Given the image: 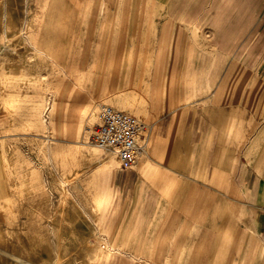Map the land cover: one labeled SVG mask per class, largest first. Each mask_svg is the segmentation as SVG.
Masks as SVG:
<instances>
[{
	"label": "rangeland",
	"instance_id": "rangeland-1",
	"mask_svg": "<svg viewBox=\"0 0 264 264\" xmlns=\"http://www.w3.org/2000/svg\"><path fill=\"white\" fill-rule=\"evenodd\" d=\"M9 4L17 12L19 33L31 45L24 59L30 62L38 76H26L31 85L22 97V114L0 111V151L4 153L7 146L14 149L12 163L32 170L33 178L39 183V191L44 194L37 200L44 199L46 204L39 207V203H35L34 207L26 210L21 203H15L19 189L7 182L8 174L2 170L7 168L4 164L9 160L0 158V205L2 202L7 204L0 207L3 217L0 218V229L8 237L7 244L0 247V264L14 260L13 256L3 253L10 247L25 260V237L23 242L19 240L25 232L32 233L38 229L46 233L50 243L54 242V225L44 220L32 222L38 209L47 215L60 199V182L57 180L63 179V175L56 168L51 151L60 157L74 146L78 155L82 152L90 155V151L81 149L96 144L92 135L100 108L103 105L114 107L119 99L142 107L140 116L127 108H120L145 124L141 144L146 141L144 135L148 138L158 123L166 126L173 111H182L184 117L191 113L203 120V117L211 116L215 109H220L224 125L232 116L238 126L235 129L237 135L223 134L221 142L238 147H171L168 154L165 148L157 154L153 147H145L149 153L143 156L141 153L138 162L130 169H122L119 160L108 151L113 158L110 172L95 178L94 169L90 168L73 186H67L71 198L78 202L84 186L97 190L95 197L98 200L107 199L97 221L88 225L89 239L96 246L107 243L114 249L111 242L123 243L129 249L143 253L140 261L132 260L126 247L125 259L129 264H208L213 258L210 252L217 249L216 240L219 238L222 253L227 256L225 264L239 263L248 250L256 252L257 257L260 241L258 223L254 216L247 213L245 197L227 198V195L221 194L223 209L231 212L230 216L222 219L221 231L216 229L220 225L218 221L214 225L208 215L200 221L202 216L196 217V213L203 208L204 199L220 195L211 182L223 153L237 158L239 170L236 178L234 176L237 180L235 185L244 192V196L247 195L244 190L248 174L247 158L250 163L260 159L262 147H250L247 157L245 144L253 140L256 143L258 139L261 142L264 138L260 137L264 133V108L261 103L264 98L263 73L256 77L255 73L239 71L237 82L230 85L233 76L223 72L221 86L215 87L213 82L198 80L206 74L213 75V72H196L193 77V73L173 70L177 63L173 51L178 43L188 48V44L200 41L201 37L197 34L189 40H177L181 34L165 19L166 0H11ZM4 46L5 49L0 44V59L9 49L7 44ZM178 59V64H182L189 59L191 62L199 61L200 57L186 55L178 56ZM218 63L226 61L222 58ZM168 76L170 81L176 80L175 100L170 103L160 96L150 98V95L155 97L159 94ZM189 83L197 84V87L191 88L195 93H189L190 89L186 86ZM231 86H235L232 96L236 97V102L222 98L218 103L215 100L217 93L221 91L223 96ZM180 101L186 105L179 106ZM53 104L50 123L45 125L39 121V126H28V131H24L26 123L30 124L32 119L31 122L37 123L45 108ZM25 110L33 114L31 112L29 116ZM144 113L148 117H144ZM252 118L255 128L253 137L246 135V124H251ZM224 125L223 133L226 131ZM211 138L206 136V142H210ZM75 159L72 162L68 158V166L76 165ZM143 161L150 165L151 173L157 175L154 181L150 175L141 173L140 163ZM171 162H175L174 166H170ZM167 179V186L170 187L168 194L159 188L160 182ZM225 191L229 194L228 189L222 192ZM7 218L10 221H6ZM173 227L180 235V244L185 245L180 256H176L172 246L163 245ZM103 257L107 264H120L121 261L120 252L115 250L105 249ZM246 264L259 263L250 259Z\"/></svg>",
	"mask_w": 264,
	"mask_h": 264
},
{
	"label": "crops",
	"instance_id": "crops-1",
	"mask_svg": "<svg viewBox=\"0 0 264 264\" xmlns=\"http://www.w3.org/2000/svg\"><path fill=\"white\" fill-rule=\"evenodd\" d=\"M165 19L173 26V29L177 33L181 34V36L177 37V40L178 38L180 41L181 39L189 40L197 34L201 37L200 41L197 40L199 45L197 42H190L191 44H188V48L181 42L178 43L176 50L173 51V55L177 56L175 59L177 63L173 70L193 73V77L196 72H213V75L206 74L198 80L205 79L206 82H213L215 87L221 86V73L223 72L233 76V79H230L233 80L230 81V85L237 82L239 71L255 73L256 77L259 73H263L262 80L264 82V0H166ZM186 55H196L200 59L193 62L189 59L186 63L178 64V56L183 57ZM222 58L226 63H218ZM179 65L181 68H179ZM169 78L170 76L165 79L159 94H156L155 97L150 95V98L160 96L163 100L170 103L173 102L172 99L175 100L174 83L176 80L170 81ZM186 86L190 89L189 93H195V90L191 88L197 87V84L192 85L189 83ZM234 87L231 86L223 96L220 94L221 91L219 94L217 93L215 100L221 103V99L223 98L224 100H230L229 102L231 103H235L236 97L232 96L235 93ZM181 101L179 106L186 105L185 102ZM261 103L264 108V98H262ZM182 113L179 110L173 111L166 126L163 123H158V127L149 133L148 138L144 135L147 144L146 141L143 144L142 156L148 152L145 147H153V151L157 154L163 148H165L164 150L168 154L171 147H238L236 144L226 143L223 145L221 142L223 134H238V132H235V129L238 127L236 119L232 116L228 117L229 122L224 125L220 109H215L211 115L212 117L205 116L203 120L193 116L191 113V115L188 114V117H184ZM144 117H148V114L144 113ZM223 125L226 133H223ZM143 126L145 128V124ZM262 128H264V124ZM246 131V135L254 136L253 118L251 124L249 122L246 124ZM194 136H197V138L194 139ZM206 136L213 138H211L210 142H206ZM260 137H264V133ZM253 141L252 143L247 142L245 144L247 157L250 147H262V149L260 151V159L257 161L250 163L247 158L246 167L248 174L245 178L244 189L247 191V195L244 196V192L241 189L238 190V187L235 185L237 180L234 179V176L236 178L238 174L237 169L239 170L237 158L235 159L223 153L219 167L214 172L211 182L214 185V190L219 192L218 194L220 195L208 196V198L204 199L203 208L201 207L196 213V217L202 216L200 217V221L205 218V215H208L207 217H209L210 221H213L214 225L218 221L220 225L216 229L221 231L222 219L231 215L230 211L227 212L226 209H223L221 194L227 195V198H233V196L245 197L247 213L250 216H254L258 223L257 236L260 241L257 247L259 250L257 257L256 252L248 250L242 257V260L236 264H246L250 259H254L255 263L264 264V138L261 139V142H259V139L256 140V143ZM209 149L207 150L208 153L210 152ZM137 159L134 165L138 162ZM173 163L175 162H171L170 166ZM170 166L167 168L174 169V165ZM149 167L150 165L145 163V161L140 163L141 173L146 176L150 175V179L154 181L157 175L151 173V168ZM167 182L168 179L163 180L160 182L161 185H159V188L162 191L165 190L166 194L169 193L170 188L167 186ZM226 189H228L229 194H226V191L222 192ZM254 201H256V204H254ZM207 202L209 203L207 204ZM231 222V219H229V224ZM231 230L230 233H232ZM230 233H228V237ZM179 236L178 231L173 227L163 242L165 247L172 246L174 248L176 256L182 255L183 248L185 247L184 244H180ZM226 242L229 241L227 240ZM216 244L217 249H213L210 252L212 253L211 256H213L210 259L213 262L210 263L211 260H209L208 264H225L227 256L222 253L221 238L218 241L216 240ZM111 246L118 248L119 251L121 249L123 253L121 256L124 259L127 249L130 251L129 255L132 260L140 261L144 257L143 253H139L136 249H129L126 244L111 242ZM204 253L207 254V250Z\"/></svg>",
	"mask_w": 264,
	"mask_h": 264
},
{
	"label": "bare ground",
	"instance_id": "bare-ground-1",
	"mask_svg": "<svg viewBox=\"0 0 264 264\" xmlns=\"http://www.w3.org/2000/svg\"><path fill=\"white\" fill-rule=\"evenodd\" d=\"M10 1L0 0V44L3 49L6 48L5 44L9 47L8 52L4 55L5 57L0 59V111L20 115L23 113L22 97L31 85L26 76L35 78L38 73L33 69L30 62L24 59L31 45L28 39L22 37L19 33L20 25L17 20V12H15L13 6L9 7ZM85 77L88 78V76ZM54 107V104L47 106L41 114V119L37 120V123L31 122L33 119L30 124L26 123L24 131H28V126H39L40 122L45 125L50 123V113ZM114 108H127L130 112L133 111L139 115V110L142 107L135 104L130 105L126 100L119 99L116 101ZM31 112L30 110H25V114L29 116ZM83 113H85V109ZM73 147L65 154L60 155V157L56 156L58 155L57 153L51 151L55 166L61 172L60 174L63 175V179L57 180L60 182L58 186L60 199L51 207L49 214L43 215L38 209L32 219V222L35 223L44 220L46 223L55 226L52 233L54 242L50 243L46 233L37 231L38 229H34L32 233L25 232L24 236L19 237L22 242L25 237V242L23 243L25 245V260L22 259L17 251L10 247L8 250L5 249L3 251L4 255L13 256L14 258L8 264H107L103 257L105 249L115 250L123 255L121 249L120 251L118 248L111 249L107 243L96 246L88 237V225L97 221L96 219L103 211L107 199L98 200L95 197L97 190L84 186L80 191V201L78 202L71 198L70 191L67 189L68 185L73 186V183L90 168L94 169L93 177L95 178L103 175L106 171L110 172L113 158L106 149L98 144L81 149L82 151H90V155L84 154V152L82 154L80 151L78 155V151L76 152ZM14 154V149L10 146H7L4 153L0 151V158L9 160L7 164H4L7 168L2 169L8 174L6 177L7 182L19 189L14 202L21 203L26 210L34 207L35 203H39V207H42L46 204V200H37L38 197H44V194L39 191L38 181L33 178L31 169L15 166L12 163L11 160ZM68 158L72 159V162H75V158H77V164L73 167L68 166ZM66 167H69V169L65 170L64 168ZM95 174L97 176H94ZM0 195H2V192H0ZM1 206L4 207L7 204L2 202ZM0 218L3 217L0 215ZM6 221L10 220L7 218ZM78 231L80 234H78ZM7 232L9 231L7 230ZM7 241V235L0 229V247L6 245ZM44 253L45 255L43 256ZM120 264L129 263L121 256Z\"/></svg>",
	"mask_w": 264,
	"mask_h": 264
},
{
	"label": "built area",
	"instance_id": "built-area-1",
	"mask_svg": "<svg viewBox=\"0 0 264 264\" xmlns=\"http://www.w3.org/2000/svg\"><path fill=\"white\" fill-rule=\"evenodd\" d=\"M143 128V123L131 113L103 105L92 137L96 144L115 155L122 169H130L143 150Z\"/></svg>",
	"mask_w": 264,
	"mask_h": 264
}]
</instances>
